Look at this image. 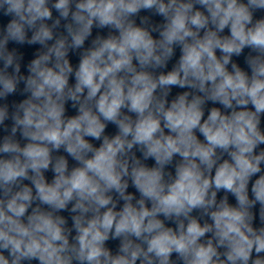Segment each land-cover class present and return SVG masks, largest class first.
<instances>
[{
	"label": "clouds",
	"instance_id": "1",
	"mask_svg": "<svg viewBox=\"0 0 264 264\" xmlns=\"http://www.w3.org/2000/svg\"><path fill=\"white\" fill-rule=\"evenodd\" d=\"M0 264H264V0H0Z\"/></svg>",
	"mask_w": 264,
	"mask_h": 264
}]
</instances>
